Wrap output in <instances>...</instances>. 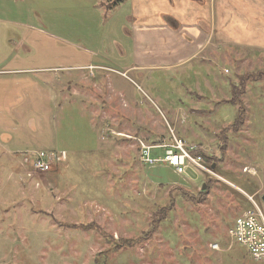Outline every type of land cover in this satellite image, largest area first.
Wrapping results in <instances>:
<instances>
[{"label":"rangeland","instance_id":"rangeland-1","mask_svg":"<svg viewBox=\"0 0 264 264\" xmlns=\"http://www.w3.org/2000/svg\"><path fill=\"white\" fill-rule=\"evenodd\" d=\"M113 1L0 0V6H5L10 19L23 20L38 30L32 48L25 42L20 52L26 56L50 54L51 63L61 66L70 64V55L81 57L89 50H99L96 45ZM234 50L221 46L217 60L206 61L204 69H211V75L199 67L197 71L190 67L191 73L189 66L152 67L140 79L131 75L134 84L119 78L120 89L144 101L143 117L131 120L135 137L126 135L128 130L114 131L124 130L123 124L101 125L99 120L97 128L111 132H101L103 138L99 139L97 128H92L88 116L75 104H56L47 119L43 111L41 120L47 121L36 139L27 133L26 145L51 152L55 171L42 180L38 176L40 186L34 187L35 181L23 183L17 177L19 171L9 170L15 159L0 155V264H263L253 261L238 244L219 257L210 248L212 243L229 246L228 229L253 202L264 213V81L247 83L239 97L246 112L244 123L234 133L225 134L228 142L220 150L221 131L237 113L231 85L244 72L264 69V59L242 50L243 59ZM59 76L60 89L68 75ZM92 79L80 83L97 95L92 91ZM204 80L212 92H204ZM3 94L15 98L19 92L10 79L0 77ZM0 104L4 113L0 121L14 120L10 108H19L21 102ZM167 123L187 143L204 149V164L212 174L188 166L178 176L166 165L140 162V143L166 142ZM15 132L26 134L20 125ZM62 153V163L54 164L55 156L62 157ZM152 153L162 154V150ZM176 187L190 194L181 196ZM202 190L205 199L191 201ZM159 209L166 217L150 238L119 247L120 239L139 237L147 229L151 213ZM78 224H96L110 238L91 227L71 228Z\"/></svg>","mask_w":264,"mask_h":264},{"label":"crops","instance_id":"crops-1","mask_svg":"<svg viewBox=\"0 0 264 264\" xmlns=\"http://www.w3.org/2000/svg\"><path fill=\"white\" fill-rule=\"evenodd\" d=\"M110 12L96 45L99 50H89L81 57L70 55L67 60L70 64L56 66L51 63L50 54L41 56L34 52L26 56L20 52L25 42L30 47L35 43L34 34L38 30L23 20L10 19L5 6H0V49L4 51L0 54V77L10 79L19 92L15 98L0 95V102L4 105L10 101L21 102L19 108H10L15 121L10 117L6 118V122L0 121V125H4L0 126V155L3 159H15L9 170L13 173L19 171L17 177L21 182L35 181L34 187H39L41 180L55 171L52 164L51 172L40 176L41 180L38 177L30 179L25 176L19 163L25 151H34V148L26 145L27 133L33 134L36 139L42 123L47 121L41 120L42 114L45 112L44 118L47 119L56 104L58 107L64 103L72 107L75 104L83 109L82 115L88 116L94 130L101 120V125L122 127L120 124H123L124 130L117 131V128L114 131L125 133L128 130L129 134H125L135 137L131 134V120L137 116L143 117L144 101H137L120 89L119 78L134 84L131 75L140 79L152 67L161 70L189 66L188 72L190 67L195 71L204 69L206 61H216L222 54L221 46L226 45L235 48L236 56L242 55L240 51L243 50L264 59V0H124ZM19 28H28L32 32L27 33ZM242 58L246 56L242 55ZM205 71V75H211V69ZM59 73L68 75L60 89ZM90 77L93 78L92 91L97 95L91 94L80 83L87 82ZM203 84L204 92H212L207 80ZM200 85L198 83L197 89L202 92ZM135 87L146 95L138 84ZM32 109L39 110L35 112ZM146 113L151 115L149 111ZM19 125L26 134H15ZM98 130L95 131L99 139L103 138L101 132L111 134L105 127ZM177 136L186 140L178 132ZM61 156L56 155L53 163L60 165L63 153ZM230 246L225 243L219 246V250L210 248L214 256L219 257L223 251H234V247ZM244 249L250 257L247 249ZM219 259L222 257L215 260Z\"/></svg>","mask_w":264,"mask_h":264},{"label":"built area","instance_id":"built-area-1","mask_svg":"<svg viewBox=\"0 0 264 264\" xmlns=\"http://www.w3.org/2000/svg\"><path fill=\"white\" fill-rule=\"evenodd\" d=\"M168 139L159 144L140 143L139 159L142 164L153 166L166 165L174 173L182 176L188 166L199 173L212 174V170L204 164V149L197 144L187 143L178 137L174 130L167 125ZM155 149L162 150V154H153ZM27 153V154H26ZM28 156V158H25ZM50 152H25L20 161V167L27 178H35L48 173L52 164ZM249 200L253 201L252 198ZM229 245L238 244L247 249L253 261L264 264V213L256 203L252 208L238 215L227 231ZM211 248L219 250L218 244H211Z\"/></svg>","mask_w":264,"mask_h":264},{"label":"trees","instance_id":"trees-1","mask_svg":"<svg viewBox=\"0 0 264 264\" xmlns=\"http://www.w3.org/2000/svg\"><path fill=\"white\" fill-rule=\"evenodd\" d=\"M124 0H114L112 2L113 7L118 6L119 4H121ZM253 82V81H264V69H260V70H256V71H247L244 72L242 75H239L238 77V81L237 83L231 85L230 88V93H231V97L233 98V103H236L238 107L237 108V113L236 116L234 118V120L228 124L226 127L223 128V130L221 131V135L220 140L222 145H220V150L222 151L225 150V146L228 142V135L226 136L225 134H229V133H234L235 131H237V129H239V127H241L244 123V119H245V109H243L241 103L239 102V97L245 93V89L247 86L248 82ZM231 103V104H233ZM234 105V104H233ZM208 162V161H207ZM212 163V162H211ZM176 189L178 191H180L181 196H187L188 192H185L182 188H178L176 187ZM206 191L202 190L198 193V195H196L195 197H191V201L193 202H201L205 199L204 197V193ZM166 217L165 215V211L163 209H159V210H155L151 213L149 221L147 223V229L137 238H122L119 240V247L120 246H133L135 244H139L144 242V240H147L148 238H150L153 233L156 231L158 223L163 220V218ZM165 219V218H164ZM88 227H91L93 229H95L96 231H98L102 236H104L105 238L109 239L110 236L109 234L105 233L101 227L97 226L96 224H82V225H72L71 228H80V229H86Z\"/></svg>","mask_w":264,"mask_h":264},{"label":"water","instance_id":"water-1","mask_svg":"<svg viewBox=\"0 0 264 264\" xmlns=\"http://www.w3.org/2000/svg\"><path fill=\"white\" fill-rule=\"evenodd\" d=\"M262 201H263V203H264V195L262 196Z\"/></svg>","mask_w":264,"mask_h":264}]
</instances>
